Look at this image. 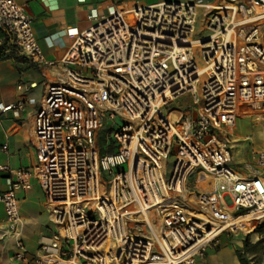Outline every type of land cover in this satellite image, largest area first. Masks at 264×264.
I'll return each mask as SVG.
<instances>
[{
	"label": "built area",
	"instance_id": "1",
	"mask_svg": "<svg viewBox=\"0 0 264 264\" xmlns=\"http://www.w3.org/2000/svg\"><path fill=\"white\" fill-rule=\"evenodd\" d=\"M91 15L58 64L46 59L24 5L0 0V28L13 46L59 69L32 119L36 165H0L11 260L193 264L220 235L241 230L240 216L258 214L252 230L264 222V148H251L256 169L241 174L230 147L239 118L264 116V0L166 1ZM185 94L188 103L168 109ZM16 106L0 103V114ZM108 121L100 155L97 132ZM33 177L54 225L35 254L19 214Z\"/></svg>",
	"mask_w": 264,
	"mask_h": 264
},
{
	"label": "crops",
	"instance_id": "2",
	"mask_svg": "<svg viewBox=\"0 0 264 264\" xmlns=\"http://www.w3.org/2000/svg\"><path fill=\"white\" fill-rule=\"evenodd\" d=\"M166 1L183 3L216 4L220 0H19L24 5L26 14L31 19V25L37 42L46 59L60 63L76 33L86 29L93 23L92 13L105 15L111 7L127 9L132 6L154 5ZM4 44L5 58L0 60V103L13 104V109L0 114V165L12 169L19 167L33 168L36 158L30 142L31 125L35 111L39 107L45 85L53 81L59 69L47 65H38L19 53L13 46L12 37L0 28V44ZM21 86V89H17ZM238 123V121H237ZM232 134L230 147L233 165H241L246 170L241 174L252 173L256 169L252 158L251 163L244 162L238 153H233L231 142L247 138L246 134ZM255 149L264 146L253 147ZM244 162V163H243ZM264 176V168L261 169ZM1 181V188L5 184ZM19 214L23 221L22 236L29 253L35 254L38 239L50 236L54 225L50 222L45 207L44 197L37 181L31 179V188L19 194ZM254 218L242 219L241 228L248 231ZM5 230L3 208L0 205V237ZM230 233L220 235L216 242L206 246L201 255L203 264H239L235 251H242L244 237ZM226 235V236H224ZM250 247L245 257L252 264H264V229L247 233ZM6 264H34L31 261ZM194 263V262H193Z\"/></svg>",
	"mask_w": 264,
	"mask_h": 264
},
{
	"label": "rangeland",
	"instance_id": "3",
	"mask_svg": "<svg viewBox=\"0 0 264 264\" xmlns=\"http://www.w3.org/2000/svg\"><path fill=\"white\" fill-rule=\"evenodd\" d=\"M199 25H197V29L199 30ZM194 59L196 62V65L201 68L204 66V60L200 57L199 52L197 50L194 51ZM190 100L189 94H185L177 98L175 101L169 104L168 109H177L181 106L188 103ZM111 125V121H108L105 123L102 128H100L97 132V136L104 135L109 126ZM121 125V121L117 118L115 120V123L113 124V131L110 132L111 135H113L114 131L118 129V127ZM103 132V133H102ZM246 134L248 137L243 138V140H237L235 142H231L232 145V151L233 153H238L239 156H242L244 158V162L251 163V148L256 146H264V116L256 118L255 115H251L246 118H239L237 123V129L235 131V135L237 134ZM232 138V136H231ZM243 162V163H244ZM236 170L239 173H242L243 170L245 171L246 168L237 165ZM255 229H253L251 232H254ZM232 235H238L240 237H246L247 232L243 230H238L234 233H230L225 238H230ZM226 236V235H224ZM12 252V241L4 235V232L2 236L0 237V264H6V260L10 259V254ZM193 264H203L201 259H198L197 261H194Z\"/></svg>",
	"mask_w": 264,
	"mask_h": 264
},
{
	"label": "trees",
	"instance_id": "4",
	"mask_svg": "<svg viewBox=\"0 0 264 264\" xmlns=\"http://www.w3.org/2000/svg\"><path fill=\"white\" fill-rule=\"evenodd\" d=\"M4 44L1 43L0 44V60L5 58V55L3 53L4 49ZM97 144L99 147V153L100 155L105 153V149H104V143H103V139L102 136H97ZM111 149L109 148V151ZM252 226L253 224L250 226L248 231L252 230ZM264 229V222H262L261 224L257 225L255 228V231H259ZM250 244H249V240H248V235H246V237L244 238L243 242H242V251L236 250L235 254L236 257L238 259L239 264H252L246 257H245V252L249 249Z\"/></svg>",
	"mask_w": 264,
	"mask_h": 264
},
{
	"label": "bare ground",
	"instance_id": "5",
	"mask_svg": "<svg viewBox=\"0 0 264 264\" xmlns=\"http://www.w3.org/2000/svg\"><path fill=\"white\" fill-rule=\"evenodd\" d=\"M258 216V214H251V215H244V216H240L239 218H237L235 221H234V223L236 224V226L238 227V228H240L241 230H243L242 228H241V225H242V223H241V221H242V219H246V218H248V217H252V218H256ZM220 231H217V230H213L212 232H210L207 236H208V239H210L212 236H215V235H217L218 233H219ZM204 241L205 240H199L193 247L194 248H197L199 245H201L202 243H204Z\"/></svg>",
	"mask_w": 264,
	"mask_h": 264
}]
</instances>
